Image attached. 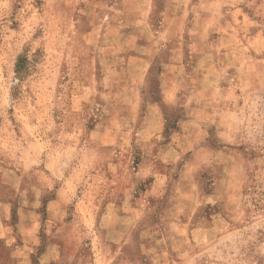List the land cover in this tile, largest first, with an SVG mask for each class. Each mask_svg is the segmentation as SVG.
Masks as SVG:
<instances>
[{"label":"rangeland","instance_id":"374dc122","mask_svg":"<svg viewBox=\"0 0 264 264\" xmlns=\"http://www.w3.org/2000/svg\"><path fill=\"white\" fill-rule=\"evenodd\" d=\"M0 201L33 264H264V0H0Z\"/></svg>","mask_w":264,"mask_h":264},{"label":"crops","instance_id":"0c3cea01","mask_svg":"<svg viewBox=\"0 0 264 264\" xmlns=\"http://www.w3.org/2000/svg\"><path fill=\"white\" fill-rule=\"evenodd\" d=\"M14 209L9 201H0V241L5 245V249L0 253V264H33V255L35 254V247L38 245V236L26 235L28 229L26 225L24 226V235H16V230L9 227V224L6 222L11 218ZM23 212L26 211L23 210ZM20 230L22 229L20 228ZM3 254L8 256L4 261H2ZM55 254V257L51 258V261H58L62 257V253L57 252ZM47 255H52L49 249L43 254L41 264H51L48 262L44 263Z\"/></svg>","mask_w":264,"mask_h":264},{"label":"clouds","instance_id":"9594fccd","mask_svg":"<svg viewBox=\"0 0 264 264\" xmlns=\"http://www.w3.org/2000/svg\"><path fill=\"white\" fill-rule=\"evenodd\" d=\"M207 147L209 148L208 152H205L203 149L195 152L194 153L195 159L191 164L186 162L184 165V169L181 173L180 184L183 188L187 189L192 194V196L198 194L197 192L198 181L196 177V172L209 171V174L211 175L212 174L211 170L213 168V165L220 162L221 159V157L217 153L210 150L212 147L211 145H208ZM161 159H163V157H161ZM175 159H178V157H174L173 161L171 162H174ZM189 159L192 160V158ZM136 175L138 177H142L143 175H145V173L140 172V173H136ZM189 199H191V196L189 197ZM193 203H195V201H193Z\"/></svg>","mask_w":264,"mask_h":264},{"label":"trees","instance_id":"16d2710c","mask_svg":"<svg viewBox=\"0 0 264 264\" xmlns=\"http://www.w3.org/2000/svg\"><path fill=\"white\" fill-rule=\"evenodd\" d=\"M26 70V62L25 59H19L18 64H17V71L24 73Z\"/></svg>","mask_w":264,"mask_h":264}]
</instances>
